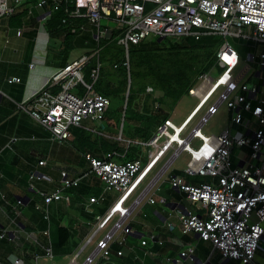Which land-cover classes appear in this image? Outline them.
<instances>
[{
	"label": "built area",
	"instance_id": "built-area-1",
	"mask_svg": "<svg viewBox=\"0 0 264 264\" xmlns=\"http://www.w3.org/2000/svg\"><path fill=\"white\" fill-rule=\"evenodd\" d=\"M28 2H34L35 7L47 12L65 8V24L69 20H87L96 27L94 38L98 42L116 35L119 45L127 53L124 67L128 71L130 45H139L150 35L163 39L189 37L200 40L209 35L222 38L221 48L216 52L215 66L201 74L195 86L189 89L190 96L198 99L190 115L178 125L170 119L165 120L147 142H127L128 145H145L160 150L147 167H143L139 160L117 163L113 160L115 154H109L104 160L86 154L91 173L101 180L107 190L120 193L119 204L112 213L120 211L122 216L114 229L97 242L95 252L81 264H94L97 254L110 260L116 233H132L125 224L130 211L123 210L121 206L170 150L174 157L182 153L188 155L186 176L218 179L217 186L191 185L181 177L172 179L173 189L186 193L191 202L208 210L207 217L179 211L182 232L198 234L202 241L210 242L227 260L255 264L259 250L264 252V88L244 81L250 68H246L238 77L234 75L233 70L240 56L229 37L243 38L257 46L256 53L252 58L249 55L248 59L256 62L260 70L259 79L264 81V0H0V19L11 18L20 6ZM47 12L43 15L44 20L50 16ZM102 20L117 23V28L103 29ZM80 29L83 30L84 26ZM22 33V30H18L17 37H21ZM89 62L90 58L82 57L55 69L42 88L18 104L21 111L46 128L52 140L59 144L72 138L71 126H80L88 118L101 121L111 106L108 97L93 89L100 77V64L91 73L93 82L85 81L82 73ZM37 65L30 64L29 69L33 71ZM7 82L19 84L22 80L11 78ZM77 86L85 93L81 95L74 91ZM148 91L152 92L153 89L149 88ZM217 95L218 99L212 103ZM223 104L230 112V127L219 135L205 134L203 127L218 114ZM204 110L205 114L200 117ZM233 127H242L246 133L235 134ZM237 148L250 149V162L246 166L234 167L231 158ZM243 154L246 155L245 152ZM39 165L46 166L47 163L40 161ZM80 180L71 178L67 170H62L61 188L52 193L39 192L42 203L36 205V210L43 211L44 218L49 220L50 205L67 199L63 190L77 187ZM97 201L92 198L90 203ZM151 202L154 203L153 200ZM96 219L101 223L99 228H102L106 223L105 218L98 216ZM45 235L50 237V232H45ZM6 239L8 232L0 226V242ZM150 239L156 241L155 237ZM142 244L146 245L147 241ZM44 250L45 256L53 259L51 242ZM122 255L123 252H118V256ZM9 260L0 261V264H39L40 257L30 263L16 256ZM168 262L208 264L196 258L194 247H188L176 259H168ZM70 264L80 263L74 257Z\"/></svg>",
	"mask_w": 264,
	"mask_h": 264
},
{
	"label": "crops",
	"instance_id": "crops-1",
	"mask_svg": "<svg viewBox=\"0 0 264 264\" xmlns=\"http://www.w3.org/2000/svg\"><path fill=\"white\" fill-rule=\"evenodd\" d=\"M26 4H28L26 7L20 6L17 9L15 15L19 17L21 25L14 26L15 29L10 23L11 18L15 15L9 19H0V27L6 25V22L8 23L5 27V32L7 34H14V36L17 37V31L22 30V36L17 37L22 38L26 33L25 29H29V31L35 30L34 40L36 43H40L38 46L36 44L34 46L35 58L29 62L25 76L17 74V69L12 74L7 73L3 67V63L7 61L5 58L12 59L15 55L11 54V56L8 57L5 52L0 54V106H2V109H8L9 112H12L6 117L8 121H3L6 120L5 117V119L3 118L0 121V226L1 229L8 232V239L0 242V261L9 262V259L12 256H16L26 263H30L39 256V264H70L72 258L76 257L81 264L95 252L97 242L114 229L115 224L122 216L120 211L112 213V210H114L119 204L120 193L114 190H107L101 180L95 174L91 173L90 164L85 158L86 154H91L93 157L103 160L107 159L109 154H115L113 160L117 163L139 160L142 162L143 167H147L152 161L149 160V158L144 160L142 155L138 153V150L132 152L133 149L146 148L148 149L149 156H151L157 148L138 144L128 145L127 142L149 141L156 133L158 126L163 124L165 120L172 119L170 114L167 113V110H161L162 105L160 99L163 98V92L153 87H148L144 98L152 97L150 102L152 114L160 115L162 112L168 114L167 119H162V116V118L157 121L150 130L148 138L126 139L122 136L120 137V141L123 144L119 146L122 151H112L103 153L102 155L84 152V159L86 161L81 160L78 166L72 164L64 165L65 163H63V165L52 166V170L47 172L41 170V168H44V170L45 168H48L50 164L48 158L40 157L38 163H29L26 160L28 159V149L32 147V154H34L38 147L43 146V143L38 145L41 140L38 141L33 138L36 142H34L35 144H32L30 139L22 137V133L27 125L26 122L21 119V114L24 111L19 112L21 110L19 109L18 104L24 100V98L31 96L33 92L42 88L46 80L55 72V69L63 68L67 64L65 66H56L54 64L49 65L47 61H45L46 59L41 56L43 53L42 47L46 48L51 36L47 34V37L41 38L38 32L41 26L45 27V22L55 10H48L49 12H47L46 10L38 9L35 7L34 2H28ZM24 10L26 12H23ZM46 12L47 15L50 16L44 20L43 15H45ZM77 20H81V23H77ZM77 20H69V23L67 24L63 23V27L60 30L65 32V37L70 31H72L71 27L74 26L71 25V21H76L78 28L75 30L77 32L81 31V26L88 23L87 20ZM114 37L116 38L117 36L115 35ZM111 39H113V37L109 40ZM102 41L98 42L99 49L96 52L97 54L95 53L94 55L97 58H99L102 50ZM62 43L63 41L60 42V44ZM8 44H10V40ZM120 47L123 48L122 46ZM15 52H18L17 49ZM46 54L47 53L44 52V56H46ZM253 54L255 53L249 54L251 58L253 57ZM78 59H75L74 61ZM35 62L38 63L37 68L31 71L29 66ZM124 62L125 60L121 66L117 67V69L121 67L126 69L124 67ZM90 64L91 58L84 71ZM99 64L101 65L98 61V65ZM97 68L98 66L91 70L89 77L90 80H87L86 77H84L86 82H93L91 80V73ZM259 71L252 74L247 81L264 88L263 80L260 79L262 81L260 84L255 82L256 78L259 79ZM127 72L130 85V71L127 70ZM11 78H20L22 82L19 84H9L7 79ZM6 85L11 86L12 91L10 94H14L15 96L18 95V99L12 98L3 90ZM149 88H152L153 91L149 92ZM93 89L96 92L94 86ZM80 90L83 91L82 94L85 93L79 86L74 89V91L78 93H80ZM129 94L130 87L129 91L125 93V110L127 108ZM188 95H190L189 91ZM5 97L8 98L7 102L4 100ZM107 112L102 120L105 119ZM190 113L184 118V120L190 115ZM144 118L146 120V116H144ZM230 125L231 123H229L226 128L230 127ZM233 131L235 134L246 133L242 127H233ZM17 133H21V135H16ZM49 139L52 142V145L58 144L59 146L72 143L74 140L73 135L72 138L64 144H59L56 141H53L52 136ZM92 140H94L93 136ZM242 149L239 150L237 148L233 152L231 159L234 167H243L250 162V158L248 157L250 155V149L245 148V151ZM238 151H240V153H246V155L240 154L241 158H244V161H241V158L239 159ZM71 154V152H64L60 155L66 162H70L72 160ZM181 155L179 157H174V154H172L169 158H165L164 155L156 163H159V167L152 174V177L142 189L139 197L130 204L129 208L125 209L130 211V217L126 218L125 224L127 227L131 228L132 233L125 235L123 232H117L111 248V259L105 260L102 258L101 254H97L94 264H176L174 262L169 263L168 259H176L180 253L188 247H194L196 258L200 261L207 262L208 264H243L238 260L225 259L219 250L215 249L210 242L202 241L198 234H185L182 232L179 211H190L193 214L207 217L208 210L198 203L191 202L186 193L173 189L171 186L172 179L174 177H181L186 183L191 185L209 184L213 186H217L218 179L212 177L186 176L184 172L188 160L183 169L179 170L174 168L176 161ZM234 158L237 160V163L234 161ZM40 161H45L47 165L40 166ZM241 164L243 165L241 166ZM152 169L149 172H151ZM34 170L35 172H33ZM62 170H67L71 178L81 180L77 187L63 190V195L67 199L52 203L49 207V220H46L44 218L45 213L43 211H38L35 208L38 203H42L39 192L52 193L61 188ZM52 173L57 177L59 176V183L56 184L54 188L50 187V185L54 183ZM32 175H34L33 178H31ZM35 180L39 182V188L34 185L33 182ZM96 185L100 187V192L98 193H95ZM108 192H114L116 194L117 197L115 201L106 197ZM92 198H96L98 201L91 204L90 200ZM20 200L21 204H18V201ZM151 200L154 201L153 204ZM135 212H139V214L137 215ZM140 215H142V219L139 218ZM98 216H101L106 220V223L102 228H99L101 223L96 219ZM61 228L66 229L68 233L66 235L62 234L63 236H61ZM47 231L50 232V237L45 235V232ZM61 237H63L64 240L63 244L61 243ZM150 237H155L156 241L151 240ZM143 241H147V244L143 245ZM50 242L53 249V259L45 256L44 248L47 247ZM118 252H123V255L118 256ZM259 261L261 262L260 264H264V252L258 253L255 264H259Z\"/></svg>",
	"mask_w": 264,
	"mask_h": 264
},
{
	"label": "rangeland",
	"instance_id": "rangeland-1",
	"mask_svg": "<svg viewBox=\"0 0 264 264\" xmlns=\"http://www.w3.org/2000/svg\"><path fill=\"white\" fill-rule=\"evenodd\" d=\"M28 4L24 3L22 6L26 7ZM1 21V20H0ZM8 25V23H5ZM6 25L0 27V54L2 52H5L6 55L9 57L11 54H14L15 56L12 59L5 58L7 60L3 63L4 70H6L7 73H14V71L17 69V74H21L23 76L26 75L27 66L30 61L34 60L35 54H34V46L35 44L38 46L40 43H36L34 40L35 38V30L29 31V29H25V35L22 38H17L14 36V34H7L6 31ZM103 29H112L115 30L117 28V23L115 22H108L106 20H102ZM8 29V28H7ZM15 29V27H14ZM97 32V29L95 26H93L90 23H86L84 25V30H81L79 32H76L77 38L74 41L71 48H67L65 46H62L60 44L61 41H64L65 32H62L61 30H58V32L51 35V39L49 40V43L47 44L46 48L42 47V58H45L47 63L49 65H56V66H65L68 63H72L75 59H78L82 56H87L91 58L95 55L98 47V41L94 38L95 33ZM39 36L41 38L47 37V30L45 27L41 26L39 29ZM246 33V31H245ZM37 34V33H36ZM189 38V37H187ZM10 40V44H6L7 40ZM170 39V38H168ZM109 40V39H108ZM115 41H119V38H115ZM105 41V40H104ZM104 41L101 43V47L103 49L104 47ZM113 41V40H109ZM229 41L232 44V46L238 51L239 53V61L237 65L235 66L233 73L235 76H239L242 74V72L247 68L250 67V70L248 71L246 77L244 78V81H247L252 74L259 71L256 62H251L248 60V55L252 53H256L257 46L246 39L243 38H233L229 37ZM159 42V37L156 35H150L148 38H146L144 41L141 42L142 45H155ZM137 47L135 45H130V52L132 53ZM17 49L18 52H15ZM122 48L117 43V46L114 47L113 51H119ZM16 53H14V52ZM44 52H46V56H44ZM126 51L123 50V61L126 58ZM130 56V53H129ZM122 61V62H123ZM122 62H120L122 64ZM36 63V62H35ZM95 64V61L92 60L91 64L86 68V70L82 73V75L85 77L88 72L89 68ZM119 64V66H121ZM98 66V62H97ZM103 70L105 69H111L112 64L110 62H103L101 64ZM123 67H121L120 70L116 71V76L120 74L123 71ZM122 70V71H121ZM8 80V79H7ZM255 82L257 84L262 83L260 79H255ZM117 83V81H116ZM129 87L131 88V84L129 85V79H128V86L127 91H129ZM3 90L7 92L12 98L18 99V95L15 96L14 94H10L12 89L11 86L6 85ZM126 91V93H127ZM133 95L140 98V101L145 99V93L143 90V87L141 84H139V81L135 80L133 83ZM218 96H215L214 102L218 99ZM5 102H7L8 98L5 97ZM112 106L108 108L107 115L104 120L102 121H92L90 118L84 119L81 123L80 127L72 126L70 128V132L73 135V142L67 143L63 146H59L58 144L52 145V142L50 141L51 134L50 132L44 128L42 125H40L38 122L33 120L29 114L24 113L22 111L21 119L26 122V129L22 133V137H25L26 139H30L32 141V144H35L36 142L34 139H37L38 141L41 140V142L38 143L42 144V147H38L36 149V152L32 154V147L28 149V159H26L29 163H38V159L40 157H45L49 159V166L48 168H41L43 171L49 172L52 170V166L54 165H79V162L81 160L86 161L84 159V150L81 149L79 146V139L83 135L84 132H87V134H93L94 139H98V143L102 138H104L106 141L117 144L118 146L122 145L123 143L120 141V137H124L126 139H137L135 136V131L138 127H142L143 123L146 121L144 116H139V118H131L130 116L125 121V103L122 107V105L118 102L117 99H112ZM126 102V101H125ZM139 102V101H138ZM198 100L194 97H191L190 95H184L181 100L175 105L169 108L167 110V113L170 114L171 119L174 121L175 124H180L184 118L193 110V108L197 105ZM18 110V108H17ZM12 112H9L8 109H2V106H0V121L5 117L8 116ZM205 114V110L201 113L200 117ZM4 118V119H5ZM10 118V117H8ZM230 112L227 108L226 104H223L217 115L210 118L208 123L204 126L203 132L207 135H219L230 123ZM8 121L7 118L6 120ZM125 127V128H124ZM238 131V130H237ZM95 132V133H93ZM16 135H21V133H17ZM161 146H164V141H162ZM138 150V153L142 155V158L145 160L149 158V160L153 161L155 157L159 153V149L154 150V154L149 156L148 149L146 148H135L132 152ZM240 150V149H239ZM245 151V148L242 149ZM64 152H71L72 160L70 162H66L65 159L60 155ZM240 153V151H238ZM173 154V151L170 150L165 154V158H169ZM242 155H244L242 153ZM188 160L187 154H182L181 157L176 161L174 168H177L179 170L183 169L185 167L186 161ZM234 161L237 163V160ZM60 163V164H59ZM37 165V164H36ZM159 167V163L156 164V166L152 169L151 172L148 173V175L145 177L144 181L136 188V190L133 192L132 196L121 206L122 209L129 208L130 204L136 200L139 195L142 192V189L145 187V185L149 182L150 178L152 177V174L157 170ZM35 172V170L33 171ZM53 184L50 185V187H53L59 183V176L57 177L52 173ZM196 179V178H192ZM209 181V180H208ZM34 185L38 187L39 182L35 180ZM100 192V187L96 185L95 187V193ZM106 197L112 199L113 201L116 200V194L114 192H108L106 194ZM118 204V202H117ZM116 204V205H117ZM136 213V212H135ZM137 215L139 214L136 213ZM136 215V216H137ZM142 219V215L139 217ZM264 248V247H263ZM263 252V250H259V253ZM259 259V258H258ZM261 262L259 261V264Z\"/></svg>",
	"mask_w": 264,
	"mask_h": 264
},
{
	"label": "trees",
	"instance_id": "trees-1",
	"mask_svg": "<svg viewBox=\"0 0 264 264\" xmlns=\"http://www.w3.org/2000/svg\"><path fill=\"white\" fill-rule=\"evenodd\" d=\"M23 12L26 11L24 10ZM66 17L65 8L63 7L52 13L50 18L45 22V28L50 36L63 27V20ZM10 23L13 27L21 25L20 19L16 15L11 18ZM70 23L74 26L71 27L72 31L66 35L62 43V46L67 48H71L77 38V31L75 29L78 27L76 21H71ZM77 23H81V20H77ZM114 39L115 37L111 39L113 41H104V47L100 52L99 58L95 56L92 58L95 64L89 68V72L85 77L87 80H90V72L97 67L98 61L101 64L103 62H110L112 68L105 70L101 68V76L94 85V88L96 92L107 96L111 100L117 99L123 107L126 100L125 93L127 91L129 75L127 70L123 69L116 76V71L121 68L117 69L115 65L119 66L120 62L123 61L122 55L124 49L122 48V51L120 49L114 52L113 49L118 43ZM221 43V37L209 35L202 37L200 40H196L195 38L168 40L164 38L162 42H158L155 45H142L141 43L136 45L137 48L132 53L130 52L131 88L125 110V121L129 116L131 118H139L141 115L146 116L143 126L138 127L135 131L137 138H148L152 127L162 116V119H167L168 114L163 112L160 115L152 114L150 109L152 97H146L141 101L138 96L136 98L132 93L134 81H139L144 93L148 87L162 91L164 95L160 99L161 110H168L170 107L175 106L184 95H188L189 89L194 86L201 74L209 72L215 66L217 62L216 52L220 48ZM80 93L82 94L83 91L80 90ZM92 136V133L87 134V132H84L79 139L80 147L86 153L102 155L103 153L112 151H122L117 144H112L104 138L98 143V139L92 140ZM60 230L61 236L68 233L64 228ZM61 240L63 244V237H61Z\"/></svg>",
	"mask_w": 264,
	"mask_h": 264
},
{
	"label": "water",
	"instance_id": "water-1",
	"mask_svg": "<svg viewBox=\"0 0 264 264\" xmlns=\"http://www.w3.org/2000/svg\"><path fill=\"white\" fill-rule=\"evenodd\" d=\"M163 41V38H159V43L160 42H162ZM243 164H241V166H242ZM24 199H26V198H24Z\"/></svg>",
	"mask_w": 264,
	"mask_h": 264
},
{
	"label": "snow or ice",
	"instance_id": "snow-or-ice-1",
	"mask_svg": "<svg viewBox=\"0 0 264 264\" xmlns=\"http://www.w3.org/2000/svg\"><path fill=\"white\" fill-rule=\"evenodd\" d=\"M226 59H228L227 57H225ZM233 60L235 59L234 57L232 58Z\"/></svg>",
	"mask_w": 264,
	"mask_h": 264
}]
</instances>
